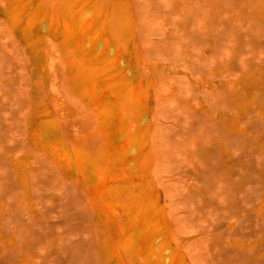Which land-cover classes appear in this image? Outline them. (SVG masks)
Wrapping results in <instances>:
<instances>
[{
    "label": "rangeland",
    "instance_id": "374dc122",
    "mask_svg": "<svg viewBox=\"0 0 264 264\" xmlns=\"http://www.w3.org/2000/svg\"><path fill=\"white\" fill-rule=\"evenodd\" d=\"M41 1L0 0V264H119L102 243L120 225L97 219L70 161L103 143L67 85L60 30L34 16ZM123 2L117 42L100 23L147 120L126 186L164 211L150 264H264V0ZM49 121L63 143L44 139Z\"/></svg>",
    "mask_w": 264,
    "mask_h": 264
},
{
    "label": "bare ground",
    "instance_id": "6f19581e",
    "mask_svg": "<svg viewBox=\"0 0 264 264\" xmlns=\"http://www.w3.org/2000/svg\"><path fill=\"white\" fill-rule=\"evenodd\" d=\"M51 1H41L34 11V16H38L48 30H60L58 49L65 58L67 85L75 97L88 108L92 120L96 121L92 137L93 146L103 143L95 155L86 152L84 148H75L74 157L70 160L73 173L92 190L93 197L89 203L97 219L104 215L110 222L120 225L116 238L111 235L109 228L105 229L108 233L104 236L102 245L111 249L109 258H116L119 264L122 263L123 256L134 264L139 261L150 264L153 257L158 258L163 245H158L151 252L152 245L148 246L147 243L157 239L166 228L164 211H156L155 202L149 203L144 197H137L131 188L126 186L128 176L135 168L130 164L138 154L135 145L144 137L147 120L135 82L128 86L123 78V71L118 68V47L112 57H107L109 42L104 24L111 28L110 34L117 42V30H121L123 25L115 23L123 15L124 2L97 0L89 8L87 0ZM106 4L112 7L110 13H104ZM11 16L12 24L16 25L17 14ZM101 20L104 24L100 23ZM96 23L100 24L92 34ZM42 128L44 139H50L51 144L63 143L64 130L56 122H45ZM230 128L239 129L237 117L230 123ZM22 188L25 192L28 191L27 173H23ZM156 224L161 227L155 228ZM144 251L146 254H143ZM175 258L172 254L168 264H174ZM105 259L107 262V257Z\"/></svg>",
    "mask_w": 264,
    "mask_h": 264
}]
</instances>
